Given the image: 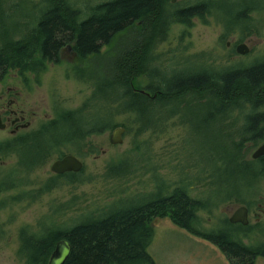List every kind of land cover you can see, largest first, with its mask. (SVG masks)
I'll return each instance as SVG.
<instances>
[{"label":"trees","instance_id":"16d2710c","mask_svg":"<svg viewBox=\"0 0 264 264\" xmlns=\"http://www.w3.org/2000/svg\"><path fill=\"white\" fill-rule=\"evenodd\" d=\"M19 1L18 5L11 6V1L0 0V77L9 70L31 71L39 76L47 64H58L67 45L72 46L80 63L92 58L89 60L91 73L88 75L86 69H80L77 76L91 83L89 104L75 112L57 113L42 136L23 146L26 167H34L45 159L49 161L59 146L78 147L88 137L117 127H123L125 134L132 133L134 137L147 130L165 129L169 119L179 116L181 106L192 102L205 109L208 125L220 122L232 130L228 138L232 152L227 156L239 178L238 182L220 183L219 189L204 200L191 197L189 185H176L174 189L159 186L160 192L156 194L152 192L147 198L125 204L104 216L81 215L77 224L67 228H61L58 217H54L55 213L59 216L64 211L57 207L48 224L44 218L38 228L25 225L18 231L19 263L48 264L57 242L66 240L71 251L65 264H155L147 252L153 219L167 217L178 228L190 229L193 214L209 208L212 199L243 202L253 194L255 184L264 179V157L246 161L245 155L264 142V60L219 73L192 72L190 66V71L189 68L175 70L168 77L153 63L157 58L154 48L164 43L171 25L189 27L192 20L204 21L208 16L219 20L226 33L240 30L250 35L247 25H254L250 16L264 12V2L244 5L236 19L227 22L221 20V10L230 0H191L183 7L172 5V0H101L86 15L75 0ZM24 4L30 11L23 10ZM15 13L22 19L15 20ZM111 44H114L112 56L106 60L101 49ZM181 53L186 56L185 50ZM140 77H147L150 84L137 91L132 83ZM156 80L157 85H153ZM234 112L240 115L242 124L238 126L234 120L226 125ZM120 116L128 119L117 122ZM116 169L117 165L109 167L108 174L123 177L131 170L125 168L117 174ZM206 172L211 182V175ZM252 172V181H245L244 173L251 175ZM80 177V174L52 177L37 191L38 197L59 188L63 181L66 185L80 184ZM16 185L11 178L0 181V194L15 190ZM161 191L167 193L163 195ZM32 193L31 190L22 192L13 203L35 201L37 196ZM6 206L0 202V211ZM208 240H218L226 251L241 259L250 255L225 235Z\"/></svg>","mask_w":264,"mask_h":264},{"label":"rangeland","instance_id":"374dc122","mask_svg":"<svg viewBox=\"0 0 264 264\" xmlns=\"http://www.w3.org/2000/svg\"><path fill=\"white\" fill-rule=\"evenodd\" d=\"M9 1L11 6L20 3L19 0ZM99 1L101 0H75L76 6L82 9L84 14ZM174 1L172 5L177 7H183L184 4L191 2V0ZM261 1L264 2V0H230L225 4L224 9L222 7L221 20L231 22L244 10V5L253 6L261 4ZM26 8L30 11L29 6L24 4L23 10ZM14 18L22 19L17 13ZM250 18L254 22V25H247L250 27V35L240 30L226 33L224 25L219 23V20L208 16L204 21L192 20L189 27L181 24L171 25L164 43L154 48L157 56L153 63L154 67L159 68L162 75L168 77L172 71L183 69L180 64H175L177 65L175 67L169 66L180 59L179 57H185L183 59L188 61L184 67L185 71L192 66V72L217 73L246 68L264 60V12L253 13ZM222 36L227 38L221 39ZM241 37H243L242 42H250L248 44L250 53L246 56H236L234 53L231 55L228 48L226 49V42H238ZM113 46L114 44H111L101 49V55L106 60L112 56L110 53ZM182 50H185L186 56H182ZM192 57L194 59H191ZM89 60L80 63L76 57L71 58L70 54L64 53L60 56L58 64H47L43 73L31 77L34 79L30 83L34 91L32 97L45 98V107L42 109L39 121L49 123L54 120L57 113L75 112L89 104L88 100L92 97L93 91L91 83L79 80L77 77L80 69H86L88 75L91 73L92 70L89 71V68L92 65ZM93 72L100 74L96 70ZM10 74L13 73L7 76ZM157 83V80L152 82L153 85ZM149 84L147 77H140L133 81L132 86L135 90H144ZM232 116V120L225 122L226 125H230L234 120L238 126L242 124L237 112ZM125 118L126 116H120L116 121L125 122ZM206 118L205 109L192 102L184 104L181 106L179 116L166 122L165 129L154 132L147 130L137 137L132 133L125 134L123 143L114 147L108 143L109 131L92 135L84 143L79 144L80 147L59 146L58 151L54 152L57 154L52 155L49 161L29 174L18 169L13 155L0 154V162L5 163L0 167V181L11 177L14 184H17L15 190L0 194V202H5L7 205L3 211H0V264H21L16 257L18 231L25 225L36 229L44 218V223L48 224L53 217L51 214L57 207L61 210L64 208V211L62 210L59 216L55 213L54 217L55 219L58 217L57 223L61 228H67L77 224L81 215H90L93 218L104 216L115 209L125 207V204L147 198L152 192L156 194L160 192L159 186H170L174 189L176 185H189V195L204 200L205 196L219 189L220 183L238 182V175L234 172L227 156L228 153L231 156L232 152L228 139L232 130L224 127L220 122L219 125L217 123L208 125ZM59 133L63 135V132ZM6 139V135L0 132V144ZM253 151L245 155L246 161L251 160ZM60 154H77L83 161L84 169L80 172L82 182L66 185L63 181L59 188L51 189L38 197L37 191L53 177L50 167ZM116 165L117 174L125 168L131 169L130 173L123 177L109 175L108 168ZM206 171L211 175V182ZM244 174H246L245 181H252L253 172L251 175ZM254 187L256 189L253 194L245 198L247 202L256 201L259 197L264 198V179L259 180ZM30 190L33 191L34 197L37 196L35 201L15 200L13 203L22 192ZM166 193L161 191L160 194ZM216 203L218 205L214 206ZM210 204L213 214L208 215L210 211L208 208L198 212L201 214L203 229H211L214 227L211 223L219 222V211H217L219 202L212 199ZM65 207L69 209L66 211ZM221 208L224 210L226 207L221 206ZM209 219L211 223L208 222ZM151 226L153 238L148 253L155 264H203L190 257L191 253L201 252V245L184 236L182 231H178L179 228L172 224L169 218L157 217L153 219Z\"/></svg>","mask_w":264,"mask_h":264},{"label":"flooded vegetation","instance_id":"af4514ba","mask_svg":"<svg viewBox=\"0 0 264 264\" xmlns=\"http://www.w3.org/2000/svg\"><path fill=\"white\" fill-rule=\"evenodd\" d=\"M221 39H224L223 36ZM241 43L243 42L230 41L226 42L225 46L226 49L228 48L230 51V54L233 55V53L236 54V49ZM66 53L70 54L71 58H75L70 52ZM179 58L180 59L175 60L169 66L175 67L177 66L175 64H180V67L183 66L184 69L186 63L183 58ZM9 73L13 74L7 76ZM28 75L30 76L28 77ZM21 77L30 79H22ZM31 77L34 78L37 76L31 71H26L24 73L20 71H8L0 77V132L4 133L7 138L0 144V154L13 155L14 158H16V166L18 169H22V172L25 174H29L35 168L47 162V159H45L42 162H37L34 167H26L25 165L27 162L23 160V146L37 139V137L42 136L50 123H48V121L43 123L39 121L42 109L45 107V98L32 97L34 91L30 83L34 81V79H31ZM45 119L47 120V118ZM67 155L78 158L77 154H65L56 160ZM4 165V162H0V167ZM18 174L21 173L18 172ZM14 175L15 174H13V176ZM58 176L62 175H53V177ZM223 205L226 207L224 210L221 208V206L224 207ZM241 208L245 209L246 224L231 222V218ZM208 209L210 210V214L208 215L213 214L212 207ZM217 211H219V222L217 223L215 221L211 223V219L208 220L211 225H214L211 229H203L202 218L199 213L193 214L188 225V227H191L190 229H178V231H182L184 236L191 240L193 239L194 243L196 242L201 245V252H198L200 255H198V253H191L190 257L194 260L203 262V264H263L264 198L259 197L253 202H247L246 200L243 202H236L234 199H220L219 209ZM252 221L254 222L251 224ZM224 235L229 237L231 242L235 245L248 250L250 255L241 259L240 257L234 256L229 251H226V249L219 244L218 240H208L209 237H216V239H219V237Z\"/></svg>","mask_w":264,"mask_h":264},{"label":"water","instance_id":"95a60500","mask_svg":"<svg viewBox=\"0 0 264 264\" xmlns=\"http://www.w3.org/2000/svg\"><path fill=\"white\" fill-rule=\"evenodd\" d=\"M66 52H70L72 55L74 54L71 46H67L64 52L62 53ZM248 52L249 48L246 44H240L236 49V53L238 55H246L248 54ZM141 93L144 94V92ZM124 134L125 130L123 128H116L112 131L109 136V144L111 146L121 145L123 143ZM262 157H264V144L258 147L251 156L253 160H257ZM82 169L83 163L78 158L67 155L53 162L50 167V172L54 175H63L66 173L78 174L81 172ZM245 220L246 219L244 208L239 209L236 214L231 218V222H240L242 224H246ZM70 251L71 247L66 240H61L57 242L55 249L50 256L48 264H65L70 255Z\"/></svg>","mask_w":264,"mask_h":264},{"label":"bare ground","instance_id":"6f19581e","mask_svg":"<svg viewBox=\"0 0 264 264\" xmlns=\"http://www.w3.org/2000/svg\"><path fill=\"white\" fill-rule=\"evenodd\" d=\"M171 3L173 4V3H174V0H172ZM150 243H151V242H150ZM149 247H150V244H149ZM149 247H148L147 249H149ZM147 252H148V250H147Z\"/></svg>","mask_w":264,"mask_h":264}]
</instances>
